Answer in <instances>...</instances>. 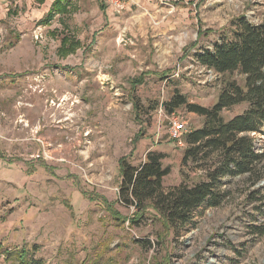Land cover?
<instances>
[{"label":"rangeland","instance_id":"1","mask_svg":"<svg viewBox=\"0 0 264 264\" xmlns=\"http://www.w3.org/2000/svg\"><path fill=\"white\" fill-rule=\"evenodd\" d=\"M53 1L0 0V264H18L22 250L41 264H264V236L251 233L264 225V174L226 182L222 204L200 209L179 236L152 214L135 225L117 202L122 159L136 166L162 152L165 189L181 171L196 178L181 168L183 136L169 133L204 119L161 105L178 92L211 107L227 79L241 84L192 54L238 17L264 22V0H133L118 12L68 0L66 15L43 24Z\"/></svg>","mask_w":264,"mask_h":264},{"label":"trees","instance_id":"2","mask_svg":"<svg viewBox=\"0 0 264 264\" xmlns=\"http://www.w3.org/2000/svg\"><path fill=\"white\" fill-rule=\"evenodd\" d=\"M38 1L43 4L45 0ZM69 7L68 0H54L41 23L49 24L55 15H66ZM192 55L200 67L242 78L241 84L227 79L211 107L188 103L178 92L161 105L166 115L184 107L204 119L200 128L183 135L181 168H187L196 178L191 180L181 171V182L165 189L163 179L170 168L163 166L165 155L159 151L147 152L136 166L126 159L119 161L118 204L132 209L141 219L134 221L135 225L142 223L145 214H152L175 236L196 227L195 215L200 209L222 204L227 197L226 182L246 176L255 185L264 174V142L261 151L255 146V136L264 138V22L251 24L245 17H238L210 47L197 48ZM242 104L246 105L242 113L227 121L222 118V111ZM251 230L256 237L264 236V225ZM136 243L145 249L151 247L148 241ZM16 261L41 264L24 250L17 253Z\"/></svg>","mask_w":264,"mask_h":264},{"label":"built area","instance_id":"3","mask_svg":"<svg viewBox=\"0 0 264 264\" xmlns=\"http://www.w3.org/2000/svg\"><path fill=\"white\" fill-rule=\"evenodd\" d=\"M106 4L115 12H118L123 9V7L133 0H105ZM185 133L184 124L180 125L173 124L170 131V138L174 141H180L181 137Z\"/></svg>","mask_w":264,"mask_h":264}]
</instances>
